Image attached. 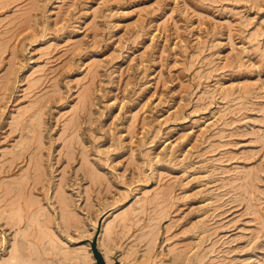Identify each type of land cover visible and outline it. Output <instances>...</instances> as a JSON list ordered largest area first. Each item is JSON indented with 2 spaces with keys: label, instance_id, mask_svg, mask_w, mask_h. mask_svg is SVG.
<instances>
[{
  "label": "rangeland",
  "instance_id": "374dc122",
  "mask_svg": "<svg viewBox=\"0 0 264 264\" xmlns=\"http://www.w3.org/2000/svg\"><path fill=\"white\" fill-rule=\"evenodd\" d=\"M27 115L42 152L9 172ZM10 191L41 222L0 218V264L26 226L33 264H96L94 238L107 264H264V0H0V214Z\"/></svg>",
  "mask_w": 264,
  "mask_h": 264
},
{
  "label": "bare ground",
  "instance_id": "6f19581e",
  "mask_svg": "<svg viewBox=\"0 0 264 264\" xmlns=\"http://www.w3.org/2000/svg\"><path fill=\"white\" fill-rule=\"evenodd\" d=\"M30 116L31 115H27L24 116V120L16 123L14 125V127L12 128L13 131H17L18 135L20 136L21 140L18 142V144L15 145V148L13 149V153L14 156L11 160V163L8 164L9 167V172L14 171V169L17 167L18 159H22L21 161L23 162L24 159L25 160H29V162L31 161L33 155L35 153H38L37 151L42 152V148L41 146H39L36 143L39 140L40 137V131L37 127V125H35L31 120H30ZM54 144V142L51 143ZM70 146H72L74 149L77 148L76 144L77 142L74 141V143H72V141H70ZM73 157L75 155V153H72ZM49 156H52V151L51 154L48 155V161L51 159ZM62 158V157H61ZM61 158H59L58 160L60 161ZM57 160V162H58ZM28 162V167H27V171L24 172L20 179L18 180L17 183H9L11 184L10 189L14 188L15 190H17L18 192H20L16 187H14L15 185H17L18 188L23 189V196L26 197L29 194H34L35 191H38L40 189V187L42 188L43 186L39 183L41 177L43 176V171L40 169L39 165L35 166V170L30 168V164ZM86 170H88V172L91 170L89 167H85V169L82 171L81 175H82V179H88V172L86 174ZM52 172V171H51ZM75 174H78V172ZM80 174V173H79ZM40 185V186H39ZM12 191V190H11ZM11 191L9 192V194L6 196L4 201H8L7 203H4V208L2 209V214H0V218L4 219L5 224L9 225L10 227H20L21 224H24L23 221L27 222L28 224V218L30 216V214L33 216L32 219V224H37L39 222H41V220L39 218L36 217L35 214V208L37 207V205L35 206V201L31 200L29 202L26 203V205L21 206L19 203V206H21L22 209H17L18 208V204H12V201H10V199L13 197ZM38 206H41V204H39ZM64 207V206H63ZM44 209V208H43ZM30 212V214H28ZM106 220H104L103 225L105 223ZM115 226V225H114ZM115 227L110 226L108 228V230L110 231L111 234H115ZM33 230V229H32ZM21 235V238L19 240H17V242L15 243V248L13 249L12 253H11V257L5 261H3L1 264H33V258L31 257L29 253L30 249V227L26 226V229H24ZM100 232V231H99ZM102 227H101V234H102ZM100 234V235H101ZM99 235V236H100ZM119 236L118 233L116 235V237ZM113 239V238H111ZM3 241L5 242V238L3 239ZM29 245V246H28ZM54 249V254L57 255L60 258H64V255L61 254L62 250H56L59 246H55ZM91 248H92V253L93 256L92 258H94V260L96 261L95 263L98 264V261H100L102 264H107V258H108V248L110 249V246H104L103 248L100 246L99 242L97 241V238H94L92 243H91ZM52 248H49V250H51ZM90 252V251H89ZM61 255V257H60ZM130 255V254H129ZM97 257V259H96ZM72 258H74V260H72V262L74 264H80V257L78 255L76 256H72ZM66 259V257L64 258V260ZM61 261V259L59 260ZM133 263V262H132ZM131 263V264H132ZM171 264H178V260L173 256L172 260L170 261ZM61 264H65V262L62 261ZM119 264V263H117Z\"/></svg>",
  "mask_w": 264,
  "mask_h": 264
},
{
  "label": "water",
  "instance_id": "95a60500",
  "mask_svg": "<svg viewBox=\"0 0 264 264\" xmlns=\"http://www.w3.org/2000/svg\"><path fill=\"white\" fill-rule=\"evenodd\" d=\"M96 259H97V257H96ZM98 264H102L100 261H98Z\"/></svg>",
  "mask_w": 264,
  "mask_h": 264
}]
</instances>
